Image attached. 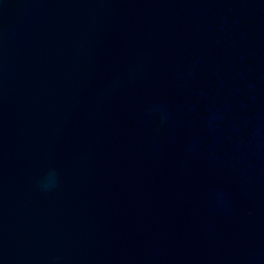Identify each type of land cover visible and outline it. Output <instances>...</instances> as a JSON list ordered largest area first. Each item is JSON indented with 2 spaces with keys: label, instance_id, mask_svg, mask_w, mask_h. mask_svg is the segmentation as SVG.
<instances>
[{
  "label": "water",
  "instance_id": "water-1",
  "mask_svg": "<svg viewBox=\"0 0 264 264\" xmlns=\"http://www.w3.org/2000/svg\"><path fill=\"white\" fill-rule=\"evenodd\" d=\"M0 264H264V0H0Z\"/></svg>",
  "mask_w": 264,
  "mask_h": 264
}]
</instances>
